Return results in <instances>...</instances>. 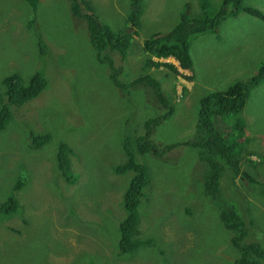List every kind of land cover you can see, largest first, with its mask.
<instances>
[{
    "label": "rangeland",
    "instance_id": "374dc122",
    "mask_svg": "<svg viewBox=\"0 0 264 264\" xmlns=\"http://www.w3.org/2000/svg\"><path fill=\"white\" fill-rule=\"evenodd\" d=\"M89 1L100 22L114 30L124 28L129 0ZM141 1L148 9L138 34H129L135 50L116 60L115 66L121 70V82L146 73L161 80L173 113L154 130L151 140L163 149L194 137L198 101L204 94L254 75L264 60V21L229 8L231 15L224 17L216 34L191 41V70L179 67L172 57L153 59L172 63L178 70L175 75L164 66L145 70L142 44L152 34L169 30L186 3L191 14L197 13L199 2ZM208 1L214 13L221 0ZM241 2L264 13V0ZM37 9L38 15L24 0H0V80L12 73L26 79L29 70L40 67L52 81L42 97V102L46 100L42 108L33 100L27 112L16 113L0 131V202L13 195L19 204L15 213L0 216V264H189L190 249L200 239L204 247L198 248L203 250L199 264H230L237 255L231 233L202 193L203 166L197 149L188 145L160 158L153 154L140 158L147 167L148 184L132 236L152 244L143 242L142 255L117 257L118 226L126 215L122 195L129 180V175L113 169L125 158L121 142L124 136L135 139L142 134L145 120L162 111L143 90L128 98L120 93L109 66L96 59L85 21L71 13L68 0H40ZM30 11L56 50L55 66L42 64L36 57V32L33 35L28 28L36 18H30ZM10 35L18 47L14 53ZM28 35L35 37L31 45L25 44ZM111 55L114 59L115 53ZM54 104L60 105L59 110L52 108ZM241 120L245 124L239 152L242 169L264 177V80L251 89ZM29 126L49 133L50 141L30 149ZM60 143L73 150L67 162L78 173L74 183H67L58 172ZM244 150L252 154L245 155ZM247 159L261 162L251 169ZM229 185L223 183L225 194L254 225L250 239L264 247V209L244 194L239 179Z\"/></svg>",
    "mask_w": 264,
    "mask_h": 264
},
{
    "label": "trees",
    "instance_id": "16d2710c",
    "mask_svg": "<svg viewBox=\"0 0 264 264\" xmlns=\"http://www.w3.org/2000/svg\"><path fill=\"white\" fill-rule=\"evenodd\" d=\"M24 1L38 15L37 8L40 0ZM68 1L70 2L71 13L85 21L90 43L96 52V59L109 66L110 77L120 93L128 98L134 91L143 90L152 96L159 107L158 109L162 111L159 115L145 120L142 134L135 139H132L131 135L124 136L121 142L125 158L113 169L117 174L129 175V180L122 195V207L126 215L118 226L117 257L140 253V250H143L140 247L143 242L144 246L151 243V241L133 239L132 236L138 209L145 198V188L148 184L147 167L140 158L148 154L160 158L162 155L174 152L178 146L188 145L197 149L198 162L203 166V170L199 174V181L203 185L202 193L213 205V208L218 210V217L222 226L231 233L230 243L237 255L230 264H264V247L257 240L250 239L251 229L254 228L252 221L242 211L239 210L241 213L238 211L235 204L231 203V196L227 191L226 195L223 190V183H226L228 188L229 186L232 187L229 185L231 181L233 183L234 179H239L245 186L244 194L253 201L255 200L264 209V197L261 195V190L264 189V177L254 176L247 170H243L239 155L241 138L244 136L245 129L241 114L251 89L259 86L264 80V60L259 63L252 77L238 79L227 88L211 91L200 98L195 134L192 139L181 143L166 144L163 149H159L152 142L151 136L162 122L172 116L173 105L169 94L161 85V80H157L148 73L128 82H121L119 80L121 70L115 66L116 60H124L130 52H134L135 46L130 42L129 34L132 32L138 34L137 30L141 27L142 17L147 13L148 8L141 0H129L123 19L124 28L114 30L109 25L100 22L95 8L89 0ZM198 2L197 13L191 14L190 5L186 3L183 7V13L169 30L156 32L144 40L141 51L147 56L144 65L145 70L164 66L175 75L178 74V70L172 63L153 60L154 58L167 59L169 57L174 58L182 69L191 70L193 67L189 52L191 41L202 35L216 34L224 17L231 15L228 12L229 8L234 9L231 12L241 10L251 17L264 21V13L258 9L243 6L241 0H221L214 13L208 8V0H198ZM32 11L28 13L30 18H36L37 15H33ZM37 19L29 21L28 24L30 32L34 35V30L37 36L36 57L42 64L55 66L56 50L49 46L45 33L39 30V25L36 24L39 19ZM10 38L14 53L18 47L14 42V37L10 35ZM34 38L28 35L25 44L31 45ZM112 53H115L114 59ZM39 68L35 67L29 70L30 76L26 79L17 73L8 74L1 78L0 131L13 117L16 118V113L27 112L26 106H29L33 100H37L40 108H42L46 101L42 102V97L47 95L52 81ZM58 106L60 105L54 104L52 108L59 110ZM29 124L27 123V125ZM50 139L49 133L38 131L33 126H29L27 144L30 149L37 150L46 145ZM69 153H73V150L60 143L57 149L56 165L64 180L67 183H74L78 173H73L69 169L67 162ZM244 153L245 155L252 154L245 150ZM247 162H249L251 169H255L261 160L254 162L247 159ZM20 184L21 181L16 185L17 189ZM18 207L19 204L15 197L13 195L7 196L0 202V216L13 214ZM201 247H204L203 239H200L190 249L189 264L200 263L199 253L203 250H198V248Z\"/></svg>",
    "mask_w": 264,
    "mask_h": 264
}]
</instances>
